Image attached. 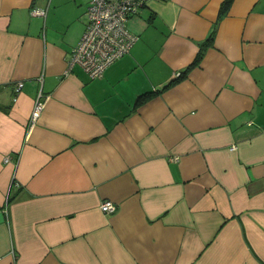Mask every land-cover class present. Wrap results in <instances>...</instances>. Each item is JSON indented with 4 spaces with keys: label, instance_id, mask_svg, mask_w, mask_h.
Instances as JSON below:
<instances>
[{
    "label": "crops",
    "instance_id": "0c3cea01",
    "mask_svg": "<svg viewBox=\"0 0 264 264\" xmlns=\"http://www.w3.org/2000/svg\"><path fill=\"white\" fill-rule=\"evenodd\" d=\"M221 2L146 0L92 78L87 0H0V264H264V0Z\"/></svg>",
    "mask_w": 264,
    "mask_h": 264
},
{
    "label": "built area",
    "instance_id": "2783aa9c",
    "mask_svg": "<svg viewBox=\"0 0 264 264\" xmlns=\"http://www.w3.org/2000/svg\"><path fill=\"white\" fill-rule=\"evenodd\" d=\"M146 0H87L86 23L84 30L72 48L68 67L80 64L90 77H98L104 69L115 60L127 54L138 36L128 30L126 21L128 17L137 11ZM32 12L45 15L46 10L32 7ZM19 81L16 91L22 86ZM41 92L34 100L29 117V126L35 124L45 104V98ZM8 161L9 156L5 155ZM99 207L104 212H114L117 204L110 198H103Z\"/></svg>",
    "mask_w": 264,
    "mask_h": 264
},
{
    "label": "trees",
    "instance_id": "16d2710c",
    "mask_svg": "<svg viewBox=\"0 0 264 264\" xmlns=\"http://www.w3.org/2000/svg\"><path fill=\"white\" fill-rule=\"evenodd\" d=\"M231 1L232 0H222V2L220 4L219 13H218V19L217 20H219L222 17V15L224 13H226L227 8L229 7ZM214 33H215V25L213 26L212 30L210 31L208 37L200 44V47H199L194 59L187 65V67L185 68L184 71L179 73L178 78L182 77L190 69V67L194 66L195 64H197L200 61V59H201V57H202V55L204 53L205 48L209 44H211V42L213 40V37H214ZM169 84H171V82L167 83L166 85H164L160 89L149 90V91H145L143 93L138 94L136 99H135V105H138V104H141V103L145 102L151 96H153L155 93L159 92L160 90H162L164 87L168 86Z\"/></svg>",
    "mask_w": 264,
    "mask_h": 264
}]
</instances>
